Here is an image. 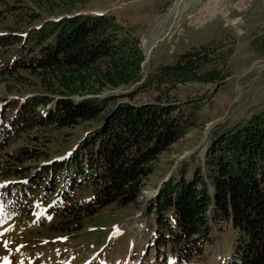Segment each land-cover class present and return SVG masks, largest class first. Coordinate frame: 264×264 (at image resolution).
Returning <instances> with one entry per match:
<instances>
[{
	"label": "trees",
	"instance_id": "16d2710c",
	"mask_svg": "<svg viewBox=\"0 0 264 264\" xmlns=\"http://www.w3.org/2000/svg\"><path fill=\"white\" fill-rule=\"evenodd\" d=\"M30 1L41 14H62L22 36L0 35V78L36 81L38 90L13 105L8 123L0 115V150L32 129L96 125L67 156L50 160L47 151L28 146L8 156L14 167L1 174L12 181L0 186V215H22L35 202L59 213L49 229L64 233L80 230L108 206L137 205L160 156L197 127L202 98L176 102L171 92L187 83L221 87L229 74L209 67L216 57L202 46L145 77L139 39L114 15L72 13L90 0ZM148 90L156 91L154 102L125 101ZM27 160L39 163L34 174L22 167ZM148 211L155 224L153 264L202 257L213 221L231 225L225 264H264V114L214 136L203 160L193 168L184 162Z\"/></svg>",
	"mask_w": 264,
	"mask_h": 264
},
{
	"label": "rangeland",
	"instance_id": "374dc122",
	"mask_svg": "<svg viewBox=\"0 0 264 264\" xmlns=\"http://www.w3.org/2000/svg\"><path fill=\"white\" fill-rule=\"evenodd\" d=\"M180 2L90 0L72 13L114 15L124 29L139 39L145 57L158 41L164 40L154 49L146 73L174 63L179 55L193 48H210L216 60L209 67L229 74L224 85L187 83L171 92V100L176 102L202 98L197 127L160 156L141 188L137 205L108 206L83 220L80 230L52 231L49 227L59 213L52 215L45 207H36L35 202L22 215L4 211L5 219L0 216V224L5 222L0 227V264H153L151 239L155 224L148 207L161 182L169 175H177L184 162L191 168L198 165L210 140L221 131L241 125L253 115L264 114V0H183L177 12ZM60 15L41 14L30 0H0V35L22 36ZM27 81L15 83L0 78V115L6 123L17 101L23 104L38 94L36 81ZM156 98V91L148 90L125 101L141 104ZM95 125L83 123L61 131L39 128L11 136L8 145L0 150V186L12 181L1 174L14 167L7 157L16 150L35 147L47 151L50 160L61 158ZM38 164L27 160L22 167L34 174ZM136 218L140 221L133 224ZM211 228V240L203 256L191 264H225L229 258L231 225L213 221Z\"/></svg>",
	"mask_w": 264,
	"mask_h": 264
},
{
	"label": "water",
	"instance_id": "95a60500",
	"mask_svg": "<svg viewBox=\"0 0 264 264\" xmlns=\"http://www.w3.org/2000/svg\"><path fill=\"white\" fill-rule=\"evenodd\" d=\"M162 41H164V40H160V41H158L157 44H156L155 46H153V47L150 49V51H149V53H148V56H146V58H145V61H144V63H143V71H144V73H145V77L147 76V73H146L145 69H146V66H147V64L149 63L150 59H151V56H152V54H153V51H154L155 48H157V46L159 45V43L162 42ZM141 83H142V82H141ZM141 83H139V84H141ZM130 91H131V90H127V92H124V91H114V92H112L111 94H114V93H115V94H124V93H128V92H130ZM204 141H205V139H204ZM204 141L202 142V144L204 143ZM202 144H201V145H202ZM189 155H191V153L188 154V155H186V156H183V157L180 159V161L185 160V159L187 158V156L189 157ZM170 176H171V175H169L167 178H165V179L161 182L160 186H162L163 183L166 182V181L170 178ZM160 186H159V187H160ZM159 189H160V188H158L157 191L155 192L156 194L158 193Z\"/></svg>",
	"mask_w": 264,
	"mask_h": 264
},
{
	"label": "bare ground",
	"instance_id": "6f19581e",
	"mask_svg": "<svg viewBox=\"0 0 264 264\" xmlns=\"http://www.w3.org/2000/svg\"><path fill=\"white\" fill-rule=\"evenodd\" d=\"M181 2H180V4H179V6L177 7V12L181 9V7L183 6L182 5V2H183V0H180ZM178 5V4H177ZM150 51V50H149ZM149 51L147 52V54H146V56H148V53H149ZM140 221V219L139 218H136L134 221H133V224H136V223H138Z\"/></svg>",
	"mask_w": 264,
	"mask_h": 264
}]
</instances>
